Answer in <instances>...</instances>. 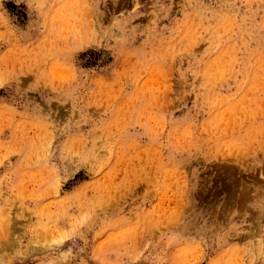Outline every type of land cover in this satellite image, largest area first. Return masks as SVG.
Masks as SVG:
<instances>
[{
    "label": "rangeland",
    "instance_id": "1",
    "mask_svg": "<svg viewBox=\"0 0 264 264\" xmlns=\"http://www.w3.org/2000/svg\"><path fill=\"white\" fill-rule=\"evenodd\" d=\"M0 264H264V0H0Z\"/></svg>",
    "mask_w": 264,
    "mask_h": 264
}]
</instances>
